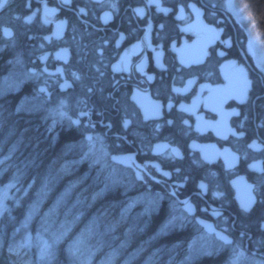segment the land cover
Instances as JSON below:
<instances>
[{"label":"flooded vegetation","instance_id":"af4514ba","mask_svg":"<svg viewBox=\"0 0 264 264\" xmlns=\"http://www.w3.org/2000/svg\"><path fill=\"white\" fill-rule=\"evenodd\" d=\"M0 152L264 264V65L223 0H0Z\"/></svg>","mask_w":264,"mask_h":264},{"label":"trees","instance_id":"16d2710c","mask_svg":"<svg viewBox=\"0 0 264 264\" xmlns=\"http://www.w3.org/2000/svg\"><path fill=\"white\" fill-rule=\"evenodd\" d=\"M71 156L73 154L69 153L70 163L73 162ZM33 171L32 164L18 153L0 152V186H10L8 210H5L0 218V264H74L72 262L79 260L80 255L76 250H81L82 245L75 247L76 250L71 245L78 233L84 231L86 223L93 218V221L99 220V223L92 234L87 236L86 244L87 248L94 246L98 247V250L91 264H98L112 253L116 255L107 264L220 263L214 255L202 254L189 258L188 233L159 230L156 228L158 216L148 217L141 211L142 216L137 215L139 211L135 207L130 208L127 200H117V212L113 206L106 207L101 199L95 197V194L100 192V184L85 182L84 188H80L77 169L71 165L66 185L61 183V179H56L53 171L48 184L51 189L49 197L44 198L43 203L37 204L38 213L31 219L32 225L39 228L44 221L42 218L50 212L51 215L48 216L54 221L55 227L62 224L70 226V222L71 227L65 232L61 245L56 246L59 251L55 250L50 256L36 260L39 258L37 253H31L20 245V224L29 208L37 201L33 200L31 194ZM63 191H67L65 197L60 195ZM54 196L60 197L57 199L53 198ZM9 246L14 249L13 252L8 251ZM71 252L73 254H70Z\"/></svg>","mask_w":264,"mask_h":264},{"label":"rangeland","instance_id":"374dc122","mask_svg":"<svg viewBox=\"0 0 264 264\" xmlns=\"http://www.w3.org/2000/svg\"><path fill=\"white\" fill-rule=\"evenodd\" d=\"M224 4H227L228 8L231 10L232 14L240 19V23L246 28L250 39L252 40L254 46L259 52L261 63L264 65V0H223ZM10 86L13 82H8ZM31 185V184H30ZM40 188V187H39ZM38 188V189H39ZM34 191L31 186V194L33 195V200L36 199V204L29 208L27 215L22 220L20 227L22 228V234L20 239V245L23 246L27 251H31L34 254L37 253L39 260L43 256H50L52 252L59 251L57 250V245H61L64 239L65 232L71 227V222L69 225L65 226L62 224L60 226L54 225V221L49 218L48 215H51L50 212L45 214V218L42 220L39 228L32 225V218L38 213L37 204L43 203L44 198L47 199V195L51 189L48 186H42L40 190ZM10 186H0V218L5 210H8V199ZM39 195H38V194ZM41 193V194H40ZM37 194V196L35 195ZM67 191L61 192V197H65ZM60 197V196H59ZM140 199V197H139ZM142 202L140 201H131L129 207L134 206L135 203ZM57 205V204H56ZM47 213V212H46ZM124 213V212H123ZM137 215L142 216L141 212H137ZM136 215H133L135 217ZM94 219V218H93ZM89 220L86 223L84 231L78 233L76 239L72 243L71 247L75 249L78 245H82L81 250H76L80 254L78 256L79 260H74V264H91L95 260L96 250L98 247L90 246L87 248V236L92 234V231L97 227L99 220L97 222ZM55 227V228H54ZM87 228V229H86ZM92 229V230H91ZM51 230V231H50ZM188 253L189 258H194L202 254L206 255L207 253L213 254L214 252H221L222 247L214 248L215 246L211 245L209 242L205 241L204 237L201 234H195L191 241L189 242ZM86 246V247H85ZM94 247V248H93ZM93 248V249H92ZM115 251V250H114ZM224 258L218 259L219 264H249L247 259L240 257V251L237 252L236 248H229L225 251ZM70 254H73L72 252ZM116 255V254H115ZM114 253L106 256L98 264H107L115 256ZM226 255V256H225ZM34 257H36L34 255ZM217 259V257H216ZM251 264H255L252 262Z\"/></svg>","mask_w":264,"mask_h":264},{"label":"snow or ice","instance_id":"6c2138e0","mask_svg":"<svg viewBox=\"0 0 264 264\" xmlns=\"http://www.w3.org/2000/svg\"><path fill=\"white\" fill-rule=\"evenodd\" d=\"M42 91H43V89H42ZM172 123V121H168V124H171ZM159 127L160 126H157V129H159ZM175 151V155H176V157H178V158H183V156H182V154L178 151V150H174ZM165 175H167V173H165ZM202 188H205V190H206V185H204V184H201L200 185ZM214 195L217 197V198H221L222 197V193H219V192H217V193H214ZM254 203H255V201L253 200V205H254ZM242 211H244V212H250L251 211V208H249V207H247V206H242ZM216 215H219V213H216ZM8 251L9 252H13L14 251V249L11 247V246H9V248H8Z\"/></svg>","mask_w":264,"mask_h":264}]
</instances>
